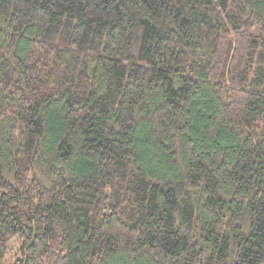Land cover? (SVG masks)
<instances>
[{
    "label": "trees",
    "instance_id": "obj_1",
    "mask_svg": "<svg viewBox=\"0 0 264 264\" xmlns=\"http://www.w3.org/2000/svg\"><path fill=\"white\" fill-rule=\"evenodd\" d=\"M0 264H264V0H0Z\"/></svg>",
    "mask_w": 264,
    "mask_h": 264
},
{
    "label": "rangeland",
    "instance_id": "obj_2",
    "mask_svg": "<svg viewBox=\"0 0 264 264\" xmlns=\"http://www.w3.org/2000/svg\"><path fill=\"white\" fill-rule=\"evenodd\" d=\"M18 249V244L16 241H12L10 244V251H11V255H14V253L16 252V250Z\"/></svg>",
    "mask_w": 264,
    "mask_h": 264
}]
</instances>
